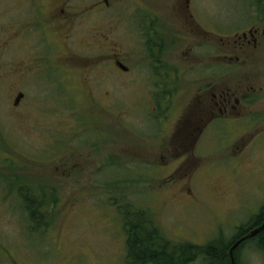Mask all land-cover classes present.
<instances>
[{
	"label": "rangeland",
	"instance_id": "374dc122",
	"mask_svg": "<svg viewBox=\"0 0 264 264\" xmlns=\"http://www.w3.org/2000/svg\"><path fill=\"white\" fill-rule=\"evenodd\" d=\"M31 1L0 0V264H126L127 209L143 212L165 242L199 247L230 241L259 215L264 0H110L94 13L99 0H46L42 14ZM147 17L170 29L160 33L173 47L161 71L155 37L148 44L137 28ZM250 29L257 47L239 48L235 36ZM117 57L131 72L113 71ZM218 78L246 92L244 110L207 127L194 149L177 147L201 80ZM10 175L36 195L45 189L49 228H26L2 183ZM241 258L264 264L253 244Z\"/></svg>",
	"mask_w": 264,
	"mask_h": 264
},
{
	"label": "trees",
	"instance_id": "16d2710c",
	"mask_svg": "<svg viewBox=\"0 0 264 264\" xmlns=\"http://www.w3.org/2000/svg\"><path fill=\"white\" fill-rule=\"evenodd\" d=\"M264 14V6L262 5ZM22 181V178H20ZM4 180H8L7 182ZM7 185L5 189L18 198L20 207L26 211V228L31 233H40L50 227V204L45 200V189L39 188V193L32 192V187L25 182H16L11 175L2 179ZM133 209V208H132ZM146 216L140 210H128L123 218L126 233L127 263L126 264H233L230 257L232 245L244 237L251 230L261 226L264 222V207L258 216L248 224L237 229L230 241L221 239L208 243L203 247L191 243L173 244L165 242L154 228L146 221ZM248 244L264 254V230L255 238L243 242L235 251V264H242L241 252Z\"/></svg>",
	"mask_w": 264,
	"mask_h": 264
},
{
	"label": "flooded vegetation",
	"instance_id": "af4514ba",
	"mask_svg": "<svg viewBox=\"0 0 264 264\" xmlns=\"http://www.w3.org/2000/svg\"><path fill=\"white\" fill-rule=\"evenodd\" d=\"M45 1L46 0H32L31 3H34L39 8V13L42 14L43 9L46 6ZM53 1L56 2V0H53ZM57 1L60 2V1H70V0H57ZM74 1H85V0H74ZM87 1L91 2L92 0H87ZM187 3L189 4L190 1H187ZM98 6H101V8L105 10L104 6L107 8L110 7V0H99L98 3L97 1H95L93 5H91L87 11H89L90 9L93 13L94 11L95 12L103 11L101 9H97ZM54 8L55 6L53 7V9ZM87 11H84V13H86ZM61 13H65V11L62 10ZM147 19L144 21L145 24H143L142 22L141 23L138 22L137 28L139 29V34L141 35L142 41L147 40V43L149 44V40H153L152 38L155 37L153 44L152 45L150 44L152 46L151 51H153V54H156V58H157L156 60L159 62V65L157 66V68L159 69V71H161L165 67V64L162 63L163 60L161 58L162 57L169 58L172 55L171 50H173V47H172V43L160 41L159 39L161 35L160 33H162L163 29L165 33L168 32L170 29L166 28L165 26L161 24L154 23L153 22L154 20L151 21L150 17H147ZM191 19H193V16H191ZM147 22L148 23L150 22V24H148ZM151 31L153 32L152 36L150 34ZM168 39H171V37L168 36ZM235 39L236 40L234 41V43L236 45H239V48L241 49L245 50L251 45H253L256 48L260 40L259 30L250 29L249 31L242 33L241 36L239 35L235 36ZM104 40L105 41L107 40V35L104 36ZM147 43H144V42L140 43L141 55L143 57H146L148 55L147 53L148 47L146 46ZM226 58H228L229 60L228 59L226 60ZM221 59L224 62L239 61V58H236V60H233V57H230V56H224ZM41 60L42 59L39 60L40 61L39 65L37 66V68L36 67L35 68H36L37 73L41 72L42 74L44 72V68L41 64ZM103 61L108 62L110 60L103 58ZM111 65L113 66L112 68L113 71H115L116 69V70L124 72L125 74H128L129 72H131V69L126 67L124 63L121 61V59L118 57L115 60L111 61ZM58 75L59 76L56 82L58 84H61V75L60 73ZM159 76L161 78H164V80H166L169 77V74H166L165 72H163L159 74ZM81 77H84L82 73H81ZM83 80H85V82H88L85 77L83 78ZM26 81H28V79ZM63 81L64 82L66 81L65 76H63ZM31 82L32 83L34 82L33 79L31 80ZM201 82H202V86L198 89L196 93L197 103L195 106V111L192 112V115H191L192 120L188 124L190 126L189 133H186V135H184L183 137H179L178 139H176L177 147L178 145L180 147L184 145L185 146L191 145V147L194 149L197 146L198 142L202 139L204 132H205L204 130L207 127H209L215 122L222 121V117L223 119L225 118L227 119L230 115L235 116L238 114L239 116L241 114V111L244 110V103H243L244 100L243 99L247 98L245 91L241 93L238 89L236 90H233L231 88L222 89V86L219 84L220 82L219 78L217 79V86L216 84L209 85V83L208 82L206 83V81L203 79L201 80ZM27 83L29 87V81ZM57 83H55V85ZM87 95L89 98V96L92 95V92L91 91L87 92ZM23 96L24 95L22 93H19L18 95L19 98ZM209 96H211V99H209Z\"/></svg>",
	"mask_w": 264,
	"mask_h": 264
},
{
	"label": "water",
	"instance_id": "95a60500",
	"mask_svg": "<svg viewBox=\"0 0 264 264\" xmlns=\"http://www.w3.org/2000/svg\"><path fill=\"white\" fill-rule=\"evenodd\" d=\"M22 97H20L17 102H19V100ZM264 230V222L262 223L261 226L257 227L256 229L251 230L248 234H246L244 237L238 239L231 247L230 249V257L232 259V263L235 264V259H234V251L245 241L250 240L252 238H255L260 232H262Z\"/></svg>",
	"mask_w": 264,
	"mask_h": 264
}]
</instances>
